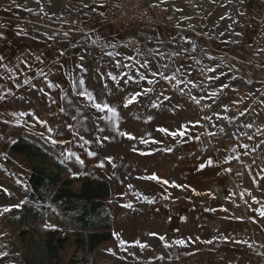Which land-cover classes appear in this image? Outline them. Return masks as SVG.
<instances>
[{
	"label": "rangeland",
	"instance_id": "rangeland-1",
	"mask_svg": "<svg viewBox=\"0 0 264 264\" xmlns=\"http://www.w3.org/2000/svg\"><path fill=\"white\" fill-rule=\"evenodd\" d=\"M52 1L0 0L1 51L11 41L25 43L40 29L43 37L48 31L67 33L74 43L86 41L73 49L74 60H67V67L59 57L37 78L27 77L22 87L28 89L4 87L0 212L6 246L1 241L0 253L4 247L7 259L2 256L0 264H264V219L252 211L259 207L252 197L264 202V133L257 132L264 130V66L259 60L264 53V0H149L175 11L191 38L181 48L153 41L144 45L135 28L106 48L95 47L74 24L79 12L72 10V23L64 27L63 12L56 21L52 18ZM148 36L156 39L158 34ZM0 57L1 62L9 59ZM220 73L219 80L209 79ZM173 76L175 80L165 78ZM224 84L230 87L221 92ZM85 89L97 102L115 108L119 120L98 112L78 94ZM145 89L151 91L124 106ZM213 91L218 95L212 97ZM19 112L46 124L26 115L18 125L11 114ZM161 128L185 135L174 138ZM18 136L68 167L65 177L72 191L78 192L90 177L107 180L110 194L103 202L111 215V237L91 255L86 245L76 246L77 237L87 239L86 232L51 204L55 189L44 200L41 218L12 223L29 195L30 163L8 148ZM151 175L181 187L150 180ZM49 233L55 241L66 240L50 251L45 244ZM181 239L186 246L175 243ZM245 240L253 246L236 242ZM137 241L147 247L140 248Z\"/></svg>",
	"mask_w": 264,
	"mask_h": 264
},
{
	"label": "trees",
	"instance_id": "trees-1",
	"mask_svg": "<svg viewBox=\"0 0 264 264\" xmlns=\"http://www.w3.org/2000/svg\"><path fill=\"white\" fill-rule=\"evenodd\" d=\"M9 148L13 154L24 156L30 163L29 195L20 215L13 219L14 225H23L41 218L46 209L44 200L55 189L51 204L70 222L86 232V240L77 237V247L86 245V251L91 255L95 247L110 239L112 220L103 202L110 194L106 179L90 177L82 182L78 192L72 191L69 188L70 180L65 177L68 167L47 150L23 137L14 141ZM35 205L38 208H34ZM53 235L54 233H49L45 243L50 251L55 243L61 246L66 240L62 238L55 241Z\"/></svg>",
	"mask_w": 264,
	"mask_h": 264
},
{
	"label": "crops",
	"instance_id": "crops-1",
	"mask_svg": "<svg viewBox=\"0 0 264 264\" xmlns=\"http://www.w3.org/2000/svg\"><path fill=\"white\" fill-rule=\"evenodd\" d=\"M48 4L50 5L49 11L54 12V15L52 17L54 20L58 19L59 15H61V12H63L64 27H66L67 25L70 26L72 23V16H71L72 10L78 11L79 12L78 15L74 17V24L79 26L80 29L83 32H85V36L87 40L93 41L95 47L98 48L105 46L107 47V45L113 44V42L116 41V39L124 36L127 33V30L124 31L122 28L118 26L114 27L109 25H103L104 22L103 20L105 19L104 16L108 11L107 9L110 7L108 6V0H53ZM101 5H103V7H101ZM257 7L258 5L256 6V8ZM242 13L245 18V16H247V13L244 11ZM40 31L42 30L41 29L36 30L33 33L31 39L26 40L25 43H18V41L10 40L11 42H9V45L7 47L3 46L2 51L0 49V54L8 55L9 58L6 60L4 59L3 62L0 61V95L3 96L5 95L6 90L4 89V87L14 92L15 90L14 85L16 86L19 85L20 87H22V85L26 84L27 77L33 79L37 78V76L42 74L44 70L49 68L52 61L56 60V58L61 57L63 62L66 60L65 65L67 67L68 66L67 60H70L69 61L70 63L72 60H74L73 49L79 46H84V44H86L85 39H83L84 41L82 40V38L78 39L77 42L74 43L72 40L71 41L67 40L68 38L66 35L56 32L49 33L48 31H45V33H47L49 36H47L46 34L44 35L45 37H43ZM185 32L182 33V38H184L186 42L191 38L190 35ZM170 34L172 37L175 36V33H170ZM69 38L71 39L72 37L70 36ZM260 45H262V47L264 48V40L261 41ZM165 46L169 47L167 45ZM19 52L20 55L19 57H17ZM11 54H13L14 57L11 58ZM38 57L39 59H37ZM259 60H260V64L264 66V53H263V57H259ZM263 78H264V72H263ZM22 88L28 89L27 86ZM5 106L6 103L4 102V100H0V110L7 109V107ZM20 137L21 136L16 137L13 141H11L10 145L14 143V141L18 140ZM29 171H30V165H29ZM2 218L3 215L1 211L0 212V247L6 246L4 239L1 238L4 231L3 230L4 228L1 225V223H3ZM1 241H2V246H1ZM2 250L4 252H2V254L0 253V258H2V256H5L6 257L5 260H6L7 254L6 251L4 250V247Z\"/></svg>",
	"mask_w": 264,
	"mask_h": 264
},
{
	"label": "built area",
	"instance_id": "built-area-1",
	"mask_svg": "<svg viewBox=\"0 0 264 264\" xmlns=\"http://www.w3.org/2000/svg\"><path fill=\"white\" fill-rule=\"evenodd\" d=\"M107 10L103 25L118 26L124 31L135 28L140 32L144 45L153 41L181 48L186 43L182 38L186 28L176 20L175 11L162 5L153 6L149 0H113ZM151 32L157 33L158 37L150 39L148 35ZM170 33H175V36Z\"/></svg>",
	"mask_w": 264,
	"mask_h": 264
},
{
	"label": "snow or ice",
	"instance_id": "snow-or-ice-1",
	"mask_svg": "<svg viewBox=\"0 0 264 264\" xmlns=\"http://www.w3.org/2000/svg\"><path fill=\"white\" fill-rule=\"evenodd\" d=\"M40 2V0H37V3H39ZM162 2H164V0H162ZM101 7H103V5H101ZM65 35H67V33H65ZM195 49H193V51H194ZM108 55H112V53H108ZM3 59V57H0V60H2ZM37 59H39V57L37 58ZM144 67H147V65L145 64L144 65ZM10 71V70H9ZM207 71H209V72H213V73H215L216 72V68H208L207 69ZM152 75L153 76H156L157 75V73H155V72H153L152 73ZM160 75H163L162 73L160 74ZM222 75H224V73H220L219 75H216V76H212V77H209V79L210 80H219L220 79V77L222 76ZM140 80H145L146 79V77L144 76V75H140ZM166 79H173V80H175V76H173V77H165ZM113 79H115V77H113ZM27 82H29V81H26V83ZM149 84H151V83H153V81L152 80H148L147 81ZM176 83H177V85H179L180 83H181V81H176ZM79 85L80 86H83L84 85V81L83 80H80L79 81ZM50 87H51V85H49ZM195 86V85H194ZM230 87V85H228V84H224V85H222V87H221V92H223L224 91V89H227V88H229ZM148 91H151V89H145L144 90V92H137L134 96H132V97H129L128 98V100H127V103L124 105L125 107H128L130 104H132L135 100H136V98L138 97V96H141V95H143V94H145L146 92H148ZM80 96H82L85 100H87V101H89L91 104H92V106L98 111V112H107V113H111V117H110V119H114L115 121H118L119 120V113L117 112V110L115 109V108H113V107H111L109 104H107V103H103V102H97L96 101V98L93 96V94L91 93V92H88L86 89L83 91V92H79L78 93ZM218 95V93H216L215 91H213L212 93H211V96L212 97H215V96H217ZM4 99V96L3 95H0V100H3ZM193 99L195 100V102L198 104V103H200V101L198 100V99H196L195 97H193ZM233 103H239L238 101H233ZM155 106V105H154ZM225 111H228V109H227V107H225V109H224ZM241 115H244V112L243 111H241V113H240ZM11 115H13L14 117H15V120H16V123L19 125L20 123H21V121L23 120V118L27 115V116H32L34 119H36L37 120V122L38 123H40L41 125H44V124H46V122L45 121H41V120H39V118L38 117H35L33 114H31V113H24V112H19V113H12ZM205 119H210V118H208V117H205ZM222 119H225V120H227V119H229V117H227V116H225V117H222ZM5 123H7V121H5ZM117 126V128H118V124L116 125ZM246 127H251V125H246ZM100 131H103V129H100ZM159 131H162V132H166L168 135H170V136H172V137H176V136H184L185 135V132H183V131H179V130H177V131H169V130H167V129H163V128H161V129H159ZM257 132L258 133H264V130H261V129H257ZM120 135H122V136H127V138L128 139H130V140H132V139H135V137H133L131 134H128V133H124V132H120L119 133ZM212 135H215L214 133H212ZM104 139H108V137H104ZM248 139H252V136H249L248 137ZM87 142V141H86ZM145 141L143 140V139H141V143H144ZM154 143L156 142V141H153ZM52 143L55 145V144H57L58 143V141H56V140H52ZM242 147L243 148H245V149H247V144H244V145H242ZM133 151H136V149L135 148H133ZM69 155H72L71 153L69 154ZM90 155H95L94 153H90ZM109 160H110V158H109ZM81 163H82V161H81ZM207 164L208 165H211L212 164V161L211 160H208L207 161ZM100 166H102V165H100ZM204 167V165H201V168H203ZM262 171H264V170H262ZM148 179H150V180H155V181H158L159 183H162V184H170V186H172V187H181L180 185H177V184H175L174 182H169L168 180H164V179H162V178H159V177H157L156 175H151L150 177H148ZM262 179H264V177H262ZM254 183H255V181H254ZM186 187V186H185ZM193 191H195V190H193ZM197 194H199V193H197ZM249 194V196H251V193H248ZM165 198H167V197H165ZM144 199L145 200H147V202L148 203H153L154 201H152V200H148L147 199V197H144ZM252 203H254V204H258L259 205V207L258 208H254V209H252V211H254L260 218H262V219H264V202H261V201H259V200H257L255 197H252ZM126 207H131V205H126ZM11 209H9V208H4L3 209V211L4 212H8V211H10ZM222 211H227V209H221ZM253 222H255V221H253ZM152 235H157V234H155V233H153ZM162 241L163 240H165V238L163 237V236H160L159 237ZM237 243H244V244H246V245H248V247H252L253 245L251 244V243H249L248 241H236ZM121 244H123L124 243V241H122L121 240V242H120ZM137 244H138V246L140 247V248H145V247H147V245H144V244H141L139 241H137L136 242ZM175 243L176 244H178V245H180V246H186L185 245V240H183V239H181V240H177V241H175ZM205 243H212V241L211 240H208V241H205Z\"/></svg>",
	"mask_w": 264,
	"mask_h": 264
}]
</instances>
